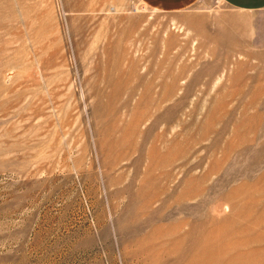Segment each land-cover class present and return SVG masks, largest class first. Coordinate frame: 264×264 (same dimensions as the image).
Returning <instances> with one entry per match:
<instances>
[{
	"label": "rangeland",
	"instance_id": "rangeland-1",
	"mask_svg": "<svg viewBox=\"0 0 264 264\" xmlns=\"http://www.w3.org/2000/svg\"><path fill=\"white\" fill-rule=\"evenodd\" d=\"M0 264H264V10L0 0Z\"/></svg>",
	"mask_w": 264,
	"mask_h": 264
},
{
	"label": "crops",
	"instance_id": "crops-1",
	"mask_svg": "<svg viewBox=\"0 0 264 264\" xmlns=\"http://www.w3.org/2000/svg\"><path fill=\"white\" fill-rule=\"evenodd\" d=\"M232 7L242 11L264 10V0H224Z\"/></svg>",
	"mask_w": 264,
	"mask_h": 264
}]
</instances>
